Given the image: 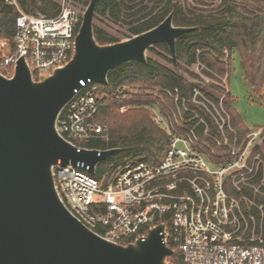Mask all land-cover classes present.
<instances>
[{"label": "built area", "instance_id": "2783aa9c", "mask_svg": "<svg viewBox=\"0 0 264 264\" xmlns=\"http://www.w3.org/2000/svg\"><path fill=\"white\" fill-rule=\"evenodd\" d=\"M0 2L17 12L13 34L0 36V74L11 77L23 56L33 78L41 79L71 59L80 17L68 0L53 15L28 12L18 0ZM194 63L205 65L208 70L203 71L210 75L206 71L211 73L212 67L200 59ZM80 83L56 120L57 131L78 149L109 136L107 123L96 117L103 100L99 83L90 78ZM197 89L195 84L191 99L163 90L179 112L192 114L188 118L170 119L159 100L152 106L156 122L165 125L169 134L160 161L114 160L99 177L95 173L102 161L91 173L83 161L59 160L52 167L56 189L75 216L112 241L127 244L144 239L151 228L164 223V240L180 252L184 264H264V204L256 196H264V162L257 160V154L253 160L259 163L251 162L253 148L249 152L264 125L239 138L231 119L216 118L222 138L213 135L208 120L196 116L193 112L198 111L187 102L202 100L211 114L219 99L209 92L199 96ZM156 94L163 95L159 89Z\"/></svg>", "mask_w": 264, "mask_h": 264}, {"label": "water", "instance_id": "95a60500", "mask_svg": "<svg viewBox=\"0 0 264 264\" xmlns=\"http://www.w3.org/2000/svg\"><path fill=\"white\" fill-rule=\"evenodd\" d=\"M97 1L84 10L66 64L35 79L21 56L11 77L0 74V264H169L174 253L164 240V223L144 239L112 241L75 216L55 186L52 167L59 160L83 161L94 173L97 163L119 150L78 149L57 131V117L80 80L105 84L110 69L145 62L146 50L158 42L166 43L176 60L177 37L196 28L174 24L170 12L154 27L100 43L93 30Z\"/></svg>", "mask_w": 264, "mask_h": 264}, {"label": "trees", "instance_id": "16d2710c", "mask_svg": "<svg viewBox=\"0 0 264 264\" xmlns=\"http://www.w3.org/2000/svg\"><path fill=\"white\" fill-rule=\"evenodd\" d=\"M21 6L31 13L53 15L60 9V3L55 0H18ZM88 4L90 0H82ZM98 0L95 14L101 9L109 11L113 16L126 18V37L140 33L161 22L170 12L176 25L196 26L195 29L180 34L176 39L177 59L171 56L168 45L158 42L148 49L158 53L171 64L179 66V58L184 54L187 63L192 64L198 59L207 66L217 64L213 55L225 56V49L231 59L234 51L241 58L246 80L253 91L264 101V0H220L212 3L209 0ZM17 12L15 7L0 2V36H11L14 30V20ZM81 23V19L79 24ZM94 36L100 43H110L121 40L104 28L93 24ZM159 47L161 51H157ZM199 50V52H198ZM224 72L223 66L218 67ZM208 74L211 75L208 71ZM192 75L197 76L196 73ZM108 82L100 85L103 91L102 105L96 117L107 123L108 138H96L85 144L94 148L119 147L109 158L100 162L97 176H101L103 167L114 160L125 161L130 158L143 157L147 161H160L169 145L168 131L158 124L149 106H154L158 96L154 93L159 88L163 96L173 101L165 89L181 97L191 99L195 83L186 76L153 56H147L145 62L132 60L117 65L109 70ZM177 88V90H176ZM227 103L232 115L234 129L242 138L249 127L240 113L232 104V94ZM160 101V100H159ZM188 106L203 114L210 124V132L222 138L218 125L209 112L192 101ZM127 108L120 111V107ZM165 108V107H164ZM166 110V108H165ZM184 117L192 114L184 111ZM170 119H173L171 115ZM202 134L204 126L199 130ZM233 137L234 132L229 131ZM231 137V138H232ZM208 139V138H207ZM216 148H223L212 141ZM264 189V187H262ZM249 194H253L250 189ZM257 199L264 204V196L258 193ZM171 264H184L178 250L170 256Z\"/></svg>", "mask_w": 264, "mask_h": 264}, {"label": "rangeland", "instance_id": "374dc122", "mask_svg": "<svg viewBox=\"0 0 264 264\" xmlns=\"http://www.w3.org/2000/svg\"><path fill=\"white\" fill-rule=\"evenodd\" d=\"M55 1L61 3L63 0H55ZM68 1L74 6L80 19H82V15L88 4H85L82 0H68ZM189 1H191L192 3H196L195 0H189ZM209 1H212V3H217L220 0H209ZM120 15H121L120 17H116L113 16L108 10L104 11L103 9H101L99 12H97L94 15L93 23L104 28L105 30H107L112 34L121 37V39H124L126 38L125 35L127 33V23H126V18L123 17L122 13H120ZM155 49L157 51H161L159 47H155ZM228 53L229 52H225L224 57L213 55V58L216 60L217 64L210 69L211 75H207L203 71V69H207L205 65H198L197 63L196 64L187 63V58L186 56H184V54H181L178 60L179 66H175L171 64L168 60H165L158 53L151 51L150 49L146 50V56H153L156 59L167 63L168 65L182 72L187 79L193 81L198 86L196 92L199 96L203 97L204 94H206V92L207 93L209 92L215 98L219 99V105L216 106L217 109L215 113H211V116L214 117V119L219 118L226 121L231 119L232 122V115L229 108L227 107V103L230 100L229 91H231L233 97L232 104L240 113L245 123L248 125L249 131L247 133H249L252 129H256L264 125V101L259 97L258 94H256L253 91V89L248 84L243 68L241 66V58L239 52L238 51L233 52L231 59V68L229 66L230 54L228 55ZM221 66H223L224 72H220V70L218 69V67ZM193 72L196 73L197 76L192 75ZM98 83L99 85H102V83L100 82ZM158 89H159L158 87H155L153 89L155 94L157 93ZM158 99L160 100L161 104L169 110L170 115L172 116L173 119H183L182 115L184 109H181V112H179L177 105L175 104V101H171L170 99H167L163 95H161V97L159 96ZM194 103L202 106L204 109H206L209 112V108L208 107L206 108V105L202 100H195ZM205 103H207L208 105V102H206V100ZM149 109L152 111V114H154V107L149 106ZM223 109H225L226 112H223ZM120 111L123 110L120 109ZM193 113H195L196 116H200V115L203 116V114H201L200 112L199 113L193 112ZM161 126L166 130L168 129L165 125L164 126L161 125ZM247 133L242 138L246 137ZM235 135L239 136V133L237 132L236 129H235ZM254 143L258 145L255 146ZM240 145L241 142L237 143V146ZM251 145L252 146H250L249 148V152H251V148H253L251 155V162L257 164L259 163L258 161L261 162L262 159L264 162V131L262 135L259 138H257V140L252 142ZM218 146L220 147L221 145ZM254 154L259 155L258 156L259 158L257 159L258 161L253 160L255 159ZM167 260L169 264H171L172 259L170 256L167 257Z\"/></svg>", "mask_w": 264, "mask_h": 264}]
</instances>
